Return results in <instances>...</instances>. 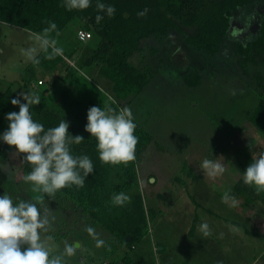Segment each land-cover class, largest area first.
<instances>
[{"label": "rangeland", "instance_id": "374dc122", "mask_svg": "<svg viewBox=\"0 0 264 264\" xmlns=\"http://www.w3.org/2000/svg\"><path fill=\"white\" fill-rule=\"evenodd\" d=\"M263 26L264 0H252L232 16L229 33L215 56L196 49L174 29L167 36L145 38L142 50L132 56V61L149 69L152 77L131 102L122 101L121 108L129 107L133 117L153 135L137 157V186L133 191L139 189L142 193L148 223L142 241L131 249L135 264H231L230 254L237 259L236 264H251L263 251L264 193L232 194V188L243 179L234 165L252 159L253 152L264 151V134L248 118L255 106L264 103V64L249 66L245 74L237 64L235 43L256 38ZM184 28L189 33L195 31L193 27ZM33 33L0 20V95L12 83L15 90H20L22 71L31 63L20 50L34 45ZM94 42L97 44V40ZM92 50L76 49L67 57L69 63L79 68ZM193 72L202 76L197 86L185 81ZM87 73L104 91L111 92L109 79L98 72ZM37 76L32 88L41 87V80L52 81L45 70L38 69ZM259 76H263V85ZM21 92L27 93L24 89ZM205 158H223L225 173L209 179L199 168ZM1 164L9 166L5 170L11 181L8 193L14 202L38 195L23 181L24 164L15 150ZM214 189L215 199L210 194ZM228 189L238 201L231 209L221 205L220 196ZM246 200L248 206L244 209ZM208 205L223 217L211 216L214 210L211 212ZM38 207L41 212L48 207L56 217L47 235L54 237L57 247L52 255H60L62 264H125L126 247L72 200L57 192ZM224 217L239 220L255 233H246L244 226ZM193 220L196 224L205 221L211 236L204 237L199 225L192 229ZM86 226L95 228L104 246H96L84 230ZM65 242L77 247L74 256L64 254ZM160 244L166 246L165 251L159 250Z\"/></svg>", "mask_w": 264, "mask_h": 264}, {"label": "trees", "instance_id": "16d2710c", "mask_svg": "<svg viewBox=\"0 0 264 264\" xmlns=\"http://www.w3.org/2000/svg\"><path fill=\"white\" fill-rule=\"evenodd\" d=\"M251 1L100 0L115 7L114 17L109 18L106 13H98L97 0H91V5L86 10L72 11L63 7L64 0H0L2 21L35 33H41L48 27V21L56 23L60 33L57 37L58 46L64 50L63 56H57L53 60L45 59L41 52L38 56L40 65L30 63L22 71L20 90H15L12 83L0 95V134L9 125L6 115L9 112H19V106H14L11 100L19 98L21 103H26L20 95L24 89L27 93L32 90L33 94L40 96V104L32 105L30 111L33 119L42 123L46 130L65 120L69 123L70 135L84 137L81 144L71 146L72 153L88 155L93 162L94 171L85 178L84 187L72 186L58 193L72 200L95 224L102 225L115 236L121 246L126 247L123 257L125 264H135L131 249L142 241L148 223L142 193L139 189H133L137 186V157L152 141L153 135L134 118L137 125L135 135L139 138L135 160L127 165L103 164L99 160L95 138L85 131L87 112L92 106L103 108L105 104L119 110L122 101L131 102L145 89L152 73L132 61V56L142 50L145 38L167 36L174 29L196 49L215 56L220 53L229 33L232 16ZM144 9H148L147 14L139 16L138 13ZM98 14L103 16L99 24L95 19ZM184 27H193L195 31L189 33ZM78 29L91 31V41L79 39ZM84 47L93 49L85 64L79 63V68L70 64L67 57L74 55L76 49L80 51ZM235 50L238 54L237 64L245 74L249 73V66L264 64V26L256 38L246 43L237 41ZM38 69L49 72L52 81L44 83L41 80V87L32 88L33 83L37 84ZM87 72H98L109 79L112 84L111 92L104 91L88 77ZM201 78L199 72H193L186 76L185 81L190 86H197L201 83ZM258 78L263 85V76ZM248 118L264 134V103L255 106ZM13 151L0 140V164L1 161L8 160ZM19 156L22 160V155ZM251 162L252 159L237 163L234 167L244 174ZM23 164L25 175L31 168L28 164ZM241 182L244 183L243 179ZM10 186L7 172L0 168V195L8 193ZM240 187L241 184L238 183L236 188L239 190ZM120 192L130 196V203L124 206L112 204L113 194ZM232 192L235 193L234 190ZM244 192L253 194L254 188L246 185ZM251 199L248 201H252ZM237 223L244 226L246 233H255L248 225ZM159 246L161 252L165 251L166 246L163 249L162 244Z\"/></svg>", "mask_w": 264, "mask_h": 264}, {"label": "clouds", "instance_id": "9594fccd", "mask_svg": "<svg viewBox=\"0 0 264 264\" xmlns=\"http://www.w3.org/2000/svg\"><path fill=\"white\" fill-rule=\"evenodd\" d=\"M91 0H64L63 7L68 11L86 10ZM98 13H106L109 18L114 17V6L106 5L97 0ZM148 9L138 13L147 14ZM99 24L102 15H96ZM41 33H33L34 45L21 49V54L33 65L39 66V54L53 60L63 56L64 50L58 46L57 37L60 35L57 25L48 21ZM53 33L55 35H53ZM26 103L14 98L11 103L19 106V112H9L6 119L9 125L6 131L0 134V140L22 155V162L30 166L31 170L23 176V181L30 185V190L37 193L34 199L18 200L14 202L7 192L0 195V264H62L60 255H52L57 247L54 237L47 235L52 230L56 219L48 207L43 212L38 205H44L45 196L54 198L56 193L64 188L76 186L84 187L85 178L93 173L94 165L88 155H74L71 146L79 145L84 141L81 135L69 134V123L61 120L58 126L45 129L42 123L33 119L30 111L32 105L40 104V96L22 92L20 94ZM85 131L96 140V150L99 160L103 164L127 165L134 161L139 138L135 135L137 128L129 107L117 110L108 104L103 108L92 106L87 112ZM250 147H253L251 145ZM223 158H205L199 168L209 179L222 176L225 171ZM0 168L8 170L7 164H0ZM245 185L253 187L259 195L264 193V151L253 152L252 162L243 174ZM130 196L124 192L113 194L111 202L115 206H124L130 203ZM223 203L230 207L238 204L231 195V189L225 191L221 197ZM232 228V226H229ZM91 236L97 247L104 246L105 241L99 238L95 228L86 226L84 229ZM198 230L204 237L211 236L209 225L201 223ZM42 233L45 235L42 236ZM223 237V233L220 234ZM77 247L65 242L64 254L68 257L76 254ZM217 264H223L222 261Z\"/></svg>", "mask_w": 264, "mask_h": 264}, {"label": "crops", "instance_id": "0c3cea01", "mask_svg": "<svg viewBox=\"0 0 264 264\" xmlns=\"http://www.w3.org/2000/svg\"><path fill=\"white\" fill-rule=\"evenodd\" d=\"M240 175L243 177V174H241L240 173ZM241 182V181H240ZM237 186V185H236ZM236 186H234L232 189H234V191H235V193H233L232 192V194H239V195H244V196H246V193L244 192L245 191V189H246V186H242V183H241V187L239 188V190L236 188ZM243 188H244V191H243ZM231 189V190H232ZM236 191H237V193H236ZM216 192V190L214 189V190H212V192L210 191V194L212 193V198L213 199H215L216 198V195L214 196V194L213 193H215ZM254 193H256L255 192V190H254ZM217 194V193H216ZM220 197H222V196H220ZM218 201H219V199H218ZM220 202V201H219ZM248 204V201L246 200V202H245V204H243L244 205V209L248 206L247 205ZM221 205H222V207L224 208V206H225V209H231L232 207H230L228 204H225V203H223L222 202V200H221ZM202 206H203V204H202ZM204 208V207H203ZM208 208H209V210L212 212V209L214 210V213L211 215V216H213V217H215L216 219H219V218H221V217H223L220 213H218L217 211H215V209L213 208V207H211V206H209L208 205ZM240 215V214H239ZM224 218H226V219H228V220H231L230 221V223H233L234 225H236V224H238L237 222H240L239 220H236V219H230V218H227V217H224ZM203 219H205V218H203ZM204 223H205V221H203ZM198 223V222H197ZM201 223H200V221H199V223L198 224H196V221L195 220H193V228L192 229H194L195 228V230L197 229V227L196 226H198V225H200ZM240 224V223H239ZM247 235V234H246ZM228 235H226V237H227ZM241 236H243V235H241ZM218 237V236H217ZM229 237V236H228ZM230 237H232V235H230ZM219 238H220V236H219ZM237 238H239V239H241L240 237H238L237 236ZM161 248H163V246L161 247ZM239 250V249H238ZM241 250V249H240ZM238 253V252H237ZM218 254H215L214 255V257L215 258H218ZM230 256H232L233 257V259H232V261H230V263L231 264H236L237 263V259L235 258V256H233V255H231L230 254ZM251 264H264V249H263V251L262 252H260L259 254H257L256 256H255V258L253 259V262L251 263Z\"/></svg>", "mask_w": 264, "mask_h": 264}, {"label": "built area", "instance_id": "2783aa9c", "mask_svg": "<svg viewBox=\"0 0 264 264\" xmlns=\"http://www.w3.org/2000/svg\"><path fill=\"white\" fill-rule=\"evenodd\" d=\"M77 35H78V38L81 39L82 41H87L93 36L92 32L86 29H78Z\"/></svg>", "mask_w": 264, "mask_h": 264}, {"label": "water", "instance_id": "95a60500", "mask_svg": "<svg viewBox=\"0 0 264 264\" xmlns=\"http://www.w3.org/2000/svg\"><path fill=\"white\" fill-rule=\"evenodd\" d=\"M154 179V178H153Z\"/></svg>", "mask_w": 264, "mask_h": 264}]
</instances>
